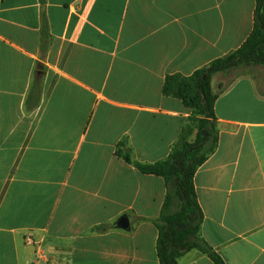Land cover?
I'll list each match as a JSON object with an SVG mask.
<instances>
[{"label": "crops", "instance_id": "crops-1", "mask_svg": "<svg viewBox=\"0 0 264 264\" xmlns=\"http://www.w3.org/2000/svg\"><path fill=\"white\" fill-rule=\"evenodd\" d=\"M255 7L0 0V264H160L166 182L120 146L143 164L169 157L194 114L168 78L237 51ZM244 68L213 78L218 148L194 184L202 239L226 264H264V67ZM179 264L214 262L192 250Z\"/></svg>", "mask_w": 264, "mask_h": 264}, {"label": "trees", "instance_id": "trees-1", "mask_svg": "<svg viewBox=\"0 0 264 264\" xmlns=\"http://www.w3.org/2000/svg\"><path fill=\"white\" fill-rule=\"evenodd\" d=\"M49 38L48 24L44 22L41 40L43 42ZM248 66L264 67V0H256L254 29L237 51L214 61L190 77L168 78L165 93L179 96L195 116L190 125L184 127L169 157L154 164H143L133 159L126 145L120 146L126 149L118 154L142 174L158 176L166 182L168 193L156 223L160 264H179L181 257L192 250L208 256L214 264H226L201 237L204 215L198 203L194 177L218 148L219 131L214 104L220 92L214 91L213 78L217 74ZM177 82L183 84L185 93L173 91L171 85ZM38 86L39 83H34L32 88L35 90ZM190 126L198 130L192 143L188 141Z\"/></svg>", "mask_w": 264, "mask_h": 264}, {"label": "rangeland", "instance_id": "rangeland-1", "mask_svg": "<svg viewBox=\"0 0 264 264\" xmlns=\"http://www.w3.org/2000/svg\"><path fill=\"white\" fill-rule=\"evenodd\" d=\"M245 69H246V68L241 67V68H238V69H234V70H232V72H231L230 76L228 77V79L231 78V77H233L235 74H238V73H240V72L245 71ZM228 79H227V80H228ZM172 85H173V86H172L173 91H175V92H179V93H185V92H186V89L183 88L184 86H183L182 83H178V82H177V83H173ZM194 117H195V116H194ZM192 128H195V126L192 127ZM193 131H194V130H193ZM193 131H192V133H193Z\"/></svg>", "mask_w": 264, "mask_h": 264}, {"label": "water", "instance_id": "water-1", "mask_svg": "<svg viewBox=\"0 0 264 264\" xmlns=\"http://www.w3.org/2000/svg\"><path fill=\"white\" fill-rule=\"evenodd\" d=\"M116 227L124 229V230H129L130 229V221H129L128 216H122L118 220Z\"/></svg>", "mask_w": 264, "mask_h": 264}]
</instances>
